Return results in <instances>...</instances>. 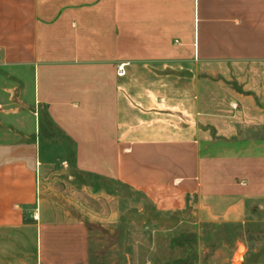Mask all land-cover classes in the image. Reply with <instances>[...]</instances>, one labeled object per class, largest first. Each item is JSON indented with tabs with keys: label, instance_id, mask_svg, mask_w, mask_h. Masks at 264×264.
<instances>
[{
	"label": "crops",
	"instance_id": "obj_1",
	"mask_svg": "<svg viewBox=\"0 0 264 264\" xmlns=\"http://www.w3.org/2000/svg\"><path fill=\"white\" fill-rule=\"evenodd\" d=\"M43 109L83 174L198 209L212 152L264 173V0H0V264H89L92 220L41 203Z\"/></svg>",
	"mask_w": 264,
	"mask_h": 264
},
{
	"label": "rangeland",
	"instance_id": "obj_2",
	"mask_svg": "<svg viewBox=\"0 0 264 264\" xmlns=\"http://www.w3.org/2000/svg\"><path fill=\"white\" fill-rule=\"evenodd\" d=\"M38 117L41 203L92 220L89 264H264V173L229 160L242 153L212 152L198 209L160 212L142 193L83 174L75 147L44 109Z\"/></svg>",
	"mask_w": 264,
	"mask_h": 264
},
{
	"label": "built area",
	"instance_id": "obj_3",
	"mask_svg": "<svg viewBox=\"0 0 264 264\" xmlns=\"http://www.w3.org/2000/svg\"><path fill=\"white\" fill-rule=\"evenodd\" d=\"M119 74H125V70H124V68L121 67V68L119 69Z\"/></svg>",
	"mask_w": 264,
	"mask_h": 264
}]
</instances>
